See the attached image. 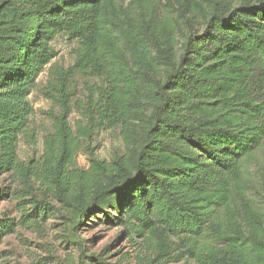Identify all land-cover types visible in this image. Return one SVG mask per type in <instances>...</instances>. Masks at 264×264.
<instances>
[{
	"label": "trees",
	"instance_id": "trees-1",
	"mask_svg": "<svg viewBox=\"0 0 264 264\" xmlns=\"http://www.w3.org/2000/svg\"><path fill=\"white\" fill-rule=\"evenodd\" d=\"M165 4L189 24L181 42ZM63 32L79 43L69 68L52 63ZM49 64L39 90L58 110L42 156L23 161L27 96ZM106 125L121 126L125 152L90 153L80 167L85 140ZM263 151L264 0H0V177L20 180L37 216L46 214L42 191L73 234L91 218L120 226L138 240L137 264L182 254L264 264V212L251 195H264V171L260 182L248 170ZM102 254L91 257L109 264Z\"/></svg>",
	"mask_w": 264,
	"mask_h": 264
},
{
	"label": "rangeland",
	"instance_id": "rangeland-1",
	"mask_svg": "<svg viewBox=\"0 0 264 264\" xmlns=\"http://www.w3.org/2000/svg\"><path fill=\"white\" fill-rule=\"evenodd\" d=\"M178 1L181 0H176ZM161 7L165 15H170L180 23L182 31L178 30L176 34L181 42L184 33L189 32L187 20L177 11L174 12L169 5L165 4ZM193 17L194 28L202 29L203 19L200 14L196 13ZM51 46L56 51L52 63L57 62L66 68L73 66L75 50L79 43L70 32L58 34L51 41ZM49 68L50 64L38 76L37 88L32 89L27 96L33 107V113L30 116L27 132L20 134L18 141L17 151L23 161L39 159L45 149L44 138L52 132L54 122L52 114L58 109L53 107L51 100L39 90V87L48 80ZM75 85L77 96L85 99L86 90L81 76L76 77ZM80 118V113L73 107L69 114L73 128ZM125 150L121 126L106 125L96 129L92 136L85 140L84 147L77 156V164L80 167H89L90 153L100 159L112 160L122 155ZM259 155V159L248 166L249 175L256 180L260 179V173L264 171V151ZM252 192V198L264 212V195L260 196ZM38 196L41 199L46 198L45 215L37 216L33 213L34 198L24 189L19 179L12 174L0 177V264H102L91 256H99L107 246H110V250L105 251L102 257H106L109 264H137L138 240H130L120 226L103 224L96 218H91V221L73 234L63 218L64 210L53 194L47 193L45 197L40 191ZM28 211L33 213L32 216L25 215ZM82 248L90 256L85 260ZM162 264L199 263L189 255L182 254L176 260Z\"/></svg>",
	"mask_w": 264,
	"mask_h": 264
}]
</instances>
